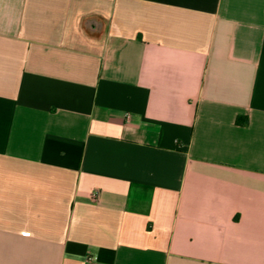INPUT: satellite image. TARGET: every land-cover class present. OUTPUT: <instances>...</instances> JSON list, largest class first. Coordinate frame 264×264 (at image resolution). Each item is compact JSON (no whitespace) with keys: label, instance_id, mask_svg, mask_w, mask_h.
Listing matches in <instances>:
<instances>
[{"label":"crops","instance_id":"1","mask_svg":"<svg viewBox=\"0 0 264 264\" xmlns=\"http://www.w3.org/2000/svg\"><path fill=\"white\" fill-rule=\"evenodd\" d=\"M0 264H264V0H0Z\"/></svg>","mask_w":264,"mask_h":264}]
</instances>
